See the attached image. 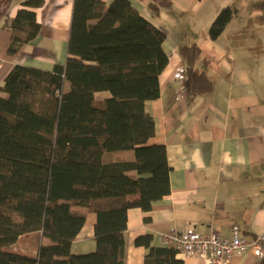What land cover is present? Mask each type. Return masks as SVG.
I'll return each instance as SVG.
<instances>
[{
	"label": "trees",
	"instance_id": "trees-1",
	"mask_svg": "<svg viewBox=\"0 0 264 264\" xmlns=\"http://www.w3.org/2000/svg\"><path fill=\"white\" fill-rule=\"evenodd\" d=\"M43 1L21 0L4 19L11 30L8 53L36 35L32 7ZM170 1L146 3L156 12ZM253 8L264 21V0ZM234 14L229 4L221 6L209 38ZM164 36L131 0H73L65 61L50 69L16 62L7 71L0 85V264L126 263L127 205L147 210L170 189L165 145L149 141L154 120L144 109L158 94L168 59ZM199 52L194 42L181 47L184 82L202 93L212 80L193 70ZM127 149L130 157L116 154ZM87 210L95 213V247L71 252ZM150 238H135L148 247L145 263H181L175 249Z\"/></svg>",
	"mask_w": 264,
	"mask_h": 264
},
{
	"label": "crops",
	"instance_id": "crops-1",
	"mask_svg": "<svg viewBox=\"0 0 264 264\" xmlns=\"http://www.w3.org/2000/svg\"><path fill=\"white\" fill-rule=\"evenodd\" d=\"M72 1L44 0L32 7L39 22L36 35L8 53L11 30L2 22L15 14L21 0H0V85L16 62L50 69L65 61ZM146 1L131 3L165 31L162 48L168 59L158 74V94L145 100L144 109L154 120L149 141L165 145L170 189L147 210L127 205L125 264H149L144 262L148 247L135 243L143 233L151 234L152 245H163L162 235L171 227L204 234L216 230L223 238L232 235L233 224L248 239L264 233V21L237 0L235 14L210 39V19L226 0H210V7L204 0L202 5L200 0L199 5L196 0H171L156 12ZM192 42L200 47L193 70L212 80L202 93L172 76L180 64L186 71L181 47ZM116 154L130 157L132 150ZM94 220L95 213L87 210L71 252L94 249ZM175 256L180 264H204L196 254ZM230 264H264V255L258 259L251 251L236 252Z\"/></svg>",
	"mask_w": 264,
	"mask_h": 264
},
{
	"label": "built area",
	"instance_id": "built-area-1",
	"mask_svg": "<svg viewBox=\"0 0 264 264\" xmlns=\"http://www.w3.org/2000/svg\"><path fill=\"white\" fill-rule=\"evenodd\" d=\"M2 57L0 56V61ZM185 67L180 64L173 71V78L184 82ZM232 235L223 238L216 230L204 234L194 229L178 230L171 227L163 233V244L175 249L181 255H198L204 264H230L234 253L251 251L255 258L264 255V233L248 239L239 233L238 225H232Z\"/></svg>",
	"mask_w": 264,
	"mask_h": 264
},
{
	"label": "rangeland",
	"instance_id": "rangeland-1",
	"mask_svg": "<svg viewBox=\"0 0 264 264\" xmlns=\"http://www.w3.org/2000/svg\"><path fill=\"white\" fill-rule=\"evenodd\" d=\"M237 0H226L222 5H220V6H218L217 8H215V11H214V14L212 15V16H214L215 15V13L219 10V8L221 7V6H223V5H225V4H229L231 7H233L234 9L235 8H237L238 7V5H235V2H236ZM242 1V3L241 4H243V5H245V3H246V6L247 7H245L246 8V10L249 12V11H256L254 8H253V4H254V2L253 3H251L252 2V0H241ZM198 5H199V2L196 0L195 1ZM202 3H203V0H200V5H202ZM204 3H206V5H208L209 7H210V0H204ZM177 5V4H176ZM218 4L217 3H214L213 4V6H217ZM213 18V17H212ZM211 18V19H212ZM211 19H210V21H211ZM210 23V22H209ZM209 26V25H208ZM202 31H200V28H198V27H196L195 28V34H196V36L198 37V38H201V36H202V33H201ZM14 247H17V248H20V249H28V250H31V249H33L34 248V246L32 245V244H29V245H26V244H23V243H16V244H14Z\"/></svg>",
	"mask_w": 264,
	"mask_h": 264
}]
</instances>
